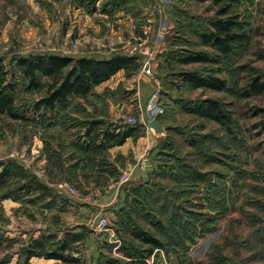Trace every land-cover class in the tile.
<instances>
[{
	"label": "rangeland",
	"instance_id": "374dc122",
	"mask_svg": "<svg viewBox=\"0 0 264 264\" xmlns=\"http://www.w3.org/2000/svg\"><path fill=\"white\" fill-rule=\"evenodd\" d=\"M95 7L89 11L82 0H0L2 63L18 75V57L129 55L147 20L165 21L169 27L152 75L141 74L136 60L124 71L125 80L134 76L135 87L124 80L117 90L129 102L140 86L146 104L155 94L167 135L149 155L146 177L121 184L122 173L109 166L108 145H99L106 130H115L108 92L72 97L54 111H35L52 80L39 77V87L28 89L19 75L16 106L25 117L0 115V259L22 264L28 248L42 240L40 255L26 264H141L134 252L144 248H151L144 264H264V92L246 94L247 83L264 74V0L232 6L247 39L226 55L199 38L216 17L218 7L210 1L99 0ZM195 52L218 62L180 64L172 58ZM183 72L215 76L224 87L193 88L182 80ZM205 98L224 105L226 123L185 111L187 103ZM127 117L140 116L127 114L123 125ZM83 131L98 148L85 149V139H78ZM116 181L120 190L127 188L114 210L83 208L82 225L68 227L67 196L93 192L96 200L110 195ZM93 215L106 217L108 228L90 229L87 220ZM134 231L146 232L159 247L141 242ZM49 252L70 260L49 258Z\"/></svg>",
	"mask_w": 264,
	"mask_h": 264
},
{
	"label": "trees",
	"instance_id": "16d2710c",
	"mask_svg": "<svg viewBox=\"0 0 264 264\" xmlns=\"http://www.w3.org/2000/svg\"><path fill=\"white\" fill-rule=\"evenodd\" d=\"M99 0H82L86 8L95 10ZM200 2L210 1L217 6L216 17L210 19L208 27L199 33V38L204 45L210 46L218 54L226 55L232 52L235 46L247 39L243 23L238 20L236 14H232L230 9L242 0H197ZM176 62L180 64L218 62V57L212 58L204 52H195L187 56L178 54L172 55ZM136 64V57L119 54L109 58L95 59L91 57L73 58L59 54L36 55L33 57H18L14 60L15 71L7 68L0 59V115L5 114L11 119L24 118V114L18 111L16 106V92L18 89L19 75L27 81L28 89L39 87V77H49L52 82L44 96L39 98L33 105L35 111H54L58 106H64L70 98L87 95L93 86L108 79L120 69L128 70ZM181 78L193 88L206 87L212 90H221L223 81L215 76H203L196 72H183ZM264 92V74L261 77L252 78L246 85V94L260 95ZM186 112L195 114L201 118L226 123L228 120L224 105L217 100L205 98L196 102H189L184 108ZM95 123L88 126L86 135H89ZM137 131V127L123 125L118 131L106 130L99 145L121 144L126 137ZM168 129L166 128V132ZM90 139L88 148H98L99 145ZM141 242L147 245L159 247V242L147 235L146 232L134 231L133 234ZM66 244L60 246L64 250ZM42 248V240L36 241L25 252L22 264L33 257L38 256ZM136 260L144 264L142 258L150 256L151 248L135 250ZM49 258H56L68 262L70 258L62 253L49 252ZM131 256V255H129ZM132 257V256H131ZM110 264H119L116 260H111ZM0 264H10L7 259H0ZM20 264V263H16Z\"/></svg>",
	"mask_w": 264,
	"mask_h": 264
},
{
	"label": "crops",
	"instance_id": "0c3cea01",
	"mask_svg": "<svg viewBox=\"0 0 264 264\" xmlns=\"http://www.w3.org/2000/svg\"><path fill=\"white\" fill-rule=\"evenodd\" d=\"M124 71V69L118 70L105 81H102L101 83L93 86L88 94L103 93L104 91L108 92L110 97L106 99L107 109L111 113L109 119L110 122H112V124L114 125L115 131H118L123 127V122L121 121V119L124 118V116H126L127 114H132L133 112L139 113L140 120H138L139 118H136L138 121V125L133 126L137 127V131H135L134 134L126 137L121 144L108 145V147L105 149L107 155L110 158V160L108 161V163L110 164L109 166L116 168V170H119V172L121 173L129 172L130 180L127 184H132L146 177L150 170H148L147 162L149 163L150 168L152 166L151 158L149 157V155L151 154V152L154 151L155 148H157L159 142H161L165 138L167 132L164 137L159 138L156 137L147 128L146 122L148 119L144 118V115L140 113V111L142 112V109L145 107L146 104L141 102L142 100L140 91L142 88L140 86L133 89L135 92L129 99V102L126 101L125 97L123 96V93L117 90L118 83H122L125 80ZM124 83H126L129 88L135 87L134 76L132 77V79L125 80ZM127 86H124V89H128ZM156 119L163 125V123L158 117H156ZM78 139L80 141H83L85 139V149L91 150V148L89 149L88 147H86L90 143V140L87 138L84 131L79 133ZM118 157L120 159H117ZM106 166L107 165H105V167ZM87 186L88 188L93 187L91 177L89 176L87 180ZM125 188L127 187L125 186L120 190L119 182L117 183L116 181L114 183V187L110 191V195H99V198L96 200H94L91 196L93 192L91 194L81 196H78L77 194L76 196H67L68 206L67 211H65L67 213L65 219L69 224L68 227L74 228L76 225H82L85 218L83 208H94L96 206L97 208H101L103 211H109V209L114 210L117 203L120 202V198L123 196V190ZM59 228L60 226H58L56 229Z\"/></svg>",
	"mask_w": 264,
	"mask_h": 264
},
{
	"label": "built area",
	"instance_id": "2783aa9c",
	"mask_svg": "<svg viewBox=\"0 0 264 264\" xmlns=\"http://www.w3.org/2000/svg\"><path fill=\"white\" fill-rule=\"evenodd\" d=\"M160 3L169 2L170 0H158ZM169 25L167 22L162 21L157 25H153L152 20H147V24L142 27L141 35L136 38L134 43H131L128 48V54L135 56L136 60L140 62V73L146 76H151V68L154 62V56L160 50L164 43V37L167 33ZM155 94L148 100L144 110V118H156L162 113L161 107L157 104ZM126 124L134 126L138 124L137 119L133 117L126 118ZM129 172H124L120 176V183H128L130 180ZM69 191H73L72 187L67 188ZM87 225L93 231L106 230L109 226L108 220L104 216L93 215L87 220Z\"/></svg>",
	"mask_w": 264,
	"mask_h": 264
},
{
	"label": "water",
	"instance_id": "95a60500",
	"mask_svg": "<svg viewBox=\"0 0 264 264\" xmlns=\"http://www.w3.org/2000/svg\"><path fill=\"white\" fill-rule=\"evenodd\" d=\"M146 126L156 137L160 138L166 135V128L154 117L147 120ZM147 167L149 170L150 165L148 162Z\"/></svg>",
	"mask_w": 264,
	"mask_h": 264
}]
</instances>
